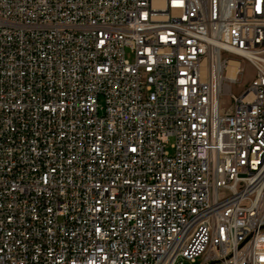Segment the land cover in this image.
Returning <instances> with one entry per match:
<instances>
[{
    "label": "built area",
    "instance_id": "2783aa9c",
    "mask_svg": "<svg viewBox=\"0 0 264 264\" xmlns=\"http://www.w3.org/2000/svg\"><path fill=\"white\" fill-rule=\"evenodd\" d=\"M185 260L264 264V0H0V264Z\"/></svg>",
    "mask_w": 264,
    "mask_h": 264
},
{
    "label": "rangeland",
    "instance_id": "374dc122",
    "mask_svg": "<svg viewBox=\"0 0 264 264\" xmlns=\"http://www.w3.org/2000/svg\"><path fill=\"white\" fill-rule=\"evenodd\" d=\"M127 58L131 59V54L127 52L126 54ZM243 64V68H244V73L242 74V76L240 77V82L241 83H245V80L248 81L251 77L252 74V68L248 63H245V61L242 62ZM239 85L235 84L233 86L234 91L236 92L239 89ZM168 150H170V148H167ZM176 264H180V263H176ZM181 264H198V262L195 263H191L187 260L183 261Z\"/></svg>",
    "mask_w": 264,
    "mask_h": 264
},
{
    "label": "bare ground",
    "instance_id": "6f19581e",
    "mask_svg": "<svg viewBox=\"0 0 264 264\" xmlns=\"http://www.w3.org/2000/svg\"><path fill=\"white\" fill-rule=\"evenodd\" d=\"M233 62V61H232ZM234 63V62H233Z\"/></svg>",
    "mask_w": 264,
    "mask_h": 264
}]
</instances>
